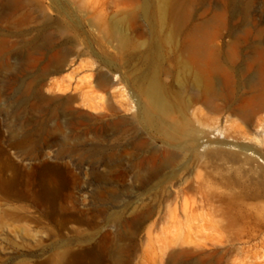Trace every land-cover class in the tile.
I'll use <instances>...</instances> for the list:
<instances>
[{"label":"rangeland","instance_id":"374dc122","mask_svg":"<svg viewBox=\"0 0 264 264\" xmlns=\"http://www.w3.org/2000/svg\"><path fill=\"white\" fill-rule=\"evenodd\" d=\"M158 10L159 0H0V264L264 261V109L242 108L262 86L264 0H182L162 22ZM13 11L27 22L14 24ZM172 24L181 46H239L234 88L218 79L192 111L202 140L246 149L235 159L182 154L148 187V166L132 156L165 143L135 117L133 93Z\"/></svg>","mask_w":264,"mask_h":264},{"label":"bare ground","instance_id":"6f19581e","mask_svg":"<svg viewBox=\"0 0 264 264\" xmlns=\"http://www.w3.org/2000/svg\"><path fill=\"white\" fill-rule=\"evenodd\" d=\"M180 4H182V0H159V10H158L159 21L162 22L164 20V18L166 17V10L169 8H171L172 14H173V16H175L176 12H177V8L179 7ZM15 10L17 12V8H15ZM28 18H29V16L27 14L18 15L17 13L14 12L11 20L14 24L20 25V24L26 23ZM48 24H49V22L45 23L43 25V27L46 28ZM177 33H178L177 27L175 25L173 26V24H172L171 29H170V33L168 35V41L165 43H160L157 46H153V47L149 48L148 51H149L150 55L148 54V56L146 58V61H147L146 69H144V70H142L136 74L137 92L133 93V98H134V100H136V104L134 106V108L136 109L135 117L143 124L144 128L147 131L152 132L153 133L152 135L156 136L157 138H159V137L162 138V140H163L162 142L165 143V148L163 147L164 150L162 152H158V150L156 149L157 151L156 150L154 152L151 151L152 152L151 154H148V155L145 154V156H142L139 158L136 156H132V158L135 160L132 165L134 167H138L137 169L142 171V169H140V168H143V167L145 168L146 166H148L147 167V170L149 171V173H148L149 176L147 175L148 179H146L147 177L146 178L143 177V179L147 180L146 184H144L146 186L151 185L152 182L155 181V178H156V180H158L157 177H160L159 176L160 171L164 167H167V166L174 164L176 159H178L182 154H185V156L187 155L189 158H192L194 156H198V157H203V159H204V156L215 155V156H221V157L223 156V157L235 159V158L239 157V154L243 150L246 149L245 147H240L242 151L236 152V150H238L239 148H236L235 150L232 149L229 146L230 144H228L229 142L228 143L224 142L225 140L224 141H219V140L213 141V140H210L209 138H207L205 141L202 140V138L203 139L206 138L205 137L206 134L202 129H200L197 126V124H198L197 122H199V121H196L197 115L195 114L194 111H192V108H193L194 103L196 101L202 100V101L206 102L208 99L211 98V96L213 94H215L218 79H222L228 87H232V86L236 85L238 76L239 75L242 76L244 71H245V70L243 71V69H241L238 66V62L241 58V50H240L239 46L234 45V44H230L228 46L209 45V44H207V42H203L201 40L196 39V37L190 38V40L188 42L186 41L181 46L177 42ZM122 41L123 42L125 41L124 37L122 38ZM167 49L171 50L172 52H175V56L173 57V59L171 58L170 61H165L163 59V56H165V55H163L164 51H166ZM255 51L257 54V56L255 58L256 61L254 59L253 60L260 64L259 70H260V74H261L260 76H261L262 80H260V79L259 80L262 81V82H260V83H262V86H261V89H259L260 91L257 95H255V93L252 92L254 94L253 96H251V97L244 96V98L246 97L245 103L243 104L245 106L243 107V105H242V108L244 111L249 110L247 112H251L250 110H254V109L255 110L256 109H261V110L264 109V46L255 47ZM167 56H169V55H167ZM249 62H250L249 63L250 64L249 67H250V66H252V64L254 62H252L251 60ZM164 75L172 78L173 81H172L171 85L167 84L164 81V79H163ZM253 83H254V81H253ZM260 85L261 84H259V86ZM227 86H225V87H227ZM250 87H252V86H250ZM232 88H234V87H232ZM232 88H231V90H232ZM226 90H228V89H226ZM229 90H230V88H229ZM217 92H219V91H217ZM219 93L221 94V92H219ZM223 93H225V92H223ZM217 95L218 94H216V96ZM126 97H127V95H126ZM229 98H230V96H229ZM241 98H242V96H241ZM214 99H212V101ZM208 102L210 103V100H208ZM212 106H213V104H212ZM195 107L198 108L197 106H195ZM201 107H203V106H201ZM207 112H208V110H207ZM240 112H241V110H240ZM245 113H243L244 117L246 115ZM233 119H235V118H233ZM123 122H125V121H123ZM201 124H202V122H201ZM216 125H218V124H216ZM207 126L208 125H206V128H207ZM224 126H225V124H224ZM229 128L233 129V127H231V126ZM220 130H221V128H220ZM258 141H257V143H258ZM202 147L204 148L203 150L201 149ZM235 147L236 146L234 145V148ZM246 151H248V150H246ZM250 151H251V149H250ZM141 153H143V152H141ZM128 154H130V153H128L126 151V153L122 154L121 157L128 156ZM145 170L146 169H144V171ZM177 170L179 171L180 168ZM174 175H175V173L167 175L165 177V181L168 182L169 178L174 176ZM160 178H159V182H160V180H162ZM191 181H193V180H191ZM143 182H145V181H143ZM169 183H170V181H169ZM169 183H167V184H169ZM188 183H190V181ZM169 185L168 186L165 185V186L169 187ZM183 185H184V183H183ZM59 194H61V193H59ZM136 205H137V203H136ZM242 247H243V245H242ZM254 255H256V257L260 256V255H258V252H257V254L255 253ZM248 257H250V256H248ZM252 259H253L252 260V262H253L257 258L254 257ZM262 259L263 258H261V260ZM249 260L251 261V259H249ZM250 261H248V262H250ZM258 262H259V260H258ZM240 264H242V263H240ZM258 264H264V261L259 262Z\"/></svg>","mask_w":264,"mask_h":264},{"label":"water","instance_id":"95a60500","mask_svg":"<svg viewBox=\"0 0 264 264\" xmlns=\"http://www.w3.org/2000/svg\"><path fill=\"white\" fill-rule=\"evenodd\" d=\"M43 166H45V167H57V168H61V169L63 168L64 169L63 166H61V165H59L57 163H54V162H50V161L44 163Z\"/></svg>","mask_w":264,"mask_h":264}]
</instances>
